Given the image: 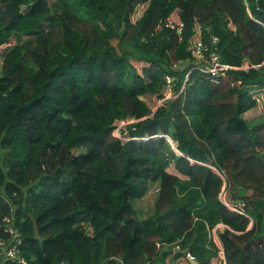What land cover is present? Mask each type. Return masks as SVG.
Returning a JSON list of instances; mask_svg holds the SVG:
<instances>
[{
    "label": "trees",
    "instance_id": "trees-1",
    "mask_svg": "<svg viewBox=\"0 0 264 264\" xmlns=\"http://www.w3.org/2000/svg\"><path fill=\"white\" fill-rule=\"evenodd\" d=\"M169 18L180 36L157 30ZM196 31L218 39L224 64L255 68L218 84L178 68ZM13 37L0 72V218L28 261L264 264V122L244 118L264 98V0H0V47ZM167 77L176 97L152 110L145 98H165ZM118 121H133L124 139ZM152 185L153 213L140 218L134 202Z\"/></svg>",
    "mask_w": 264,
    "mask_h": 264
},
{
    "label": "built area",
    "instance_id": "built-area-1",
    "mask_svg": "<svg viewBox=\"0 0 264 264\" xmlns=\"http://www.w3.org/2000/svg\"><path fill=\"white\" fill-rule=\"evenodd\" d=\"M167 28L176 32L177 36H180L183 30V24L173 18H169L164 23H160L157 26V30L162 28ZM218 39L212 37L209 42H204L198 31H196L195 36L192 40L191 47V61L185 63L188 66H193V70H197L204 75H209L212 82L218 84L220 79L226 77L228 71H247L250 68H255L248 63H244L241 67H232L230 65L224 64L221 61L220 55L217 50ZM180 65V64H179ZM178 65V66H179ZM173 82L174 80L170 77L166 78L167 83V94L165 98L157 100L156 109L163 105L167 100L174 99L176 97L173 92ZM184 86L181 88L183 90ZM153 109V110H156ZM133 121H118L114 124L113 135L119 138V134L124 127ZM4 224L3 232L7 235V238H0V264H32L28 261L21 252V236L19 232L13 228L12 218L4 216L0 218V225ZM219 256L223 258V252L219 245ZM187 257L192 258L187 255ZM60 264H64L63 262Z\"/></svg>",
    "mask_w": 264,
    "mask_h": 264
},
{
    "label": "rangeland",
    "instance_id": "rangeland-1",
    "mask_svg": "<svg viewBox=\"0 0 264 264\" xmlns=\"http://www.w3.org/2000/svg\"><path fill=\"white\" fill-rule=\"evenodd\" d=\"M145 8H146L145 5L137 7L135 12H134V14L131 17V21L135 22L140 17V15L142 14V12L144 11ZM24 10H25V8L22 9V12ZM17 42H18V40L13 37L9 41L8 44L0 47V72H1V64H2V59H3L4 54L7 52V50L9 48H11ZM112 44L115 46L116 42L112 41ZM133 65L138 69V71H140L141 68H142L141 64H134L133 63ZM186 65L187 64H181L180 66H178V68H180V69L186 68ZM252 94L255 97L258 96L256 93H252ZM260 99H262V98H260ZM145 100H146L147 104L149 105V107L152 110L156 109L157 100H158L157 98L147 97V98H145ZM245 118L248 121V125L250 127L253 126V125H256V124H261V122H264V98L261 101H257L255 109H253V110L249 111L248 113H246L245 114ZM125 127H124V129H125ZM119 138L120 139H124L123 135L121 133L119 134ZM82 151H84V149L83 150H81V149L74 150L73 154L76 155V154H78V153H80ZM168 154L164 153L163 156L166 158V156H168ZM168 171L169 172H173L174 170L172 169V167H169ZM156 191H157V185H152L151 188H150L149 193L146 195V197L143 200H138V201L134 202V209H135V211L137 213V216H139L140 218H145L148 215H151L153 213V207H154V200H155ZM247 193H248V195L250 194V192H247ZM228 196H229V193H225V192L221 193V200L226 205H228V202H227ZM220 229L221 228H219V230ZM213 234H214V238H215V240H216V242L218 244V241H217V238H216L217 230H214Z\"/></svg>",
    "mask_w": 264,
    "mask_h": 264
},
{
    "label": "water",
    "instance_id": "water-1",
    "mask_svg": "<svg viewBox=\"0 0 264 264\" xmlns=\"http://www.w3.org/2000/svg\"><path fill=\"white\" fill-rule=\"evenodd\" d=\"M31 221H32V224H33L34 236H35L36 239H38L39 238V232H38V229H37V225H36V223H35V221L33 219H31ZM175 252L177 253V252H180V251L178 249H176ZM180 253H182L184 255V252H180ZM187 258H188V260H189V262L191 264H196V261L194 259L189 258V257H187Z\"/></svg>",
    "mask_w": 264,
    "mask_h": 264
},
{
    "label": "crops",
    "instance_id": "crops-1",
    "mask_svg": "<svg viewBox=\"0 0 264 264\" xmlns=\"http://www.w3.org/2000/svg\"><path fill=\"white\" fill-rule=\"evenodd\" d=\"M248 113V112H247ZM244 118H245V114H244ZM246 119V118H245ZM81 150H83V149H81ZM83 152V151H82ZM82 152H80V153H82Z\"/></svg>",
    "mask_w": 264,
    "mask_h": 264
}]
</instances>
